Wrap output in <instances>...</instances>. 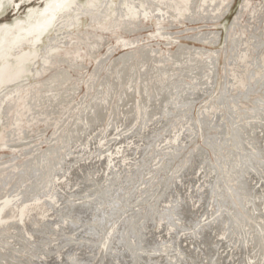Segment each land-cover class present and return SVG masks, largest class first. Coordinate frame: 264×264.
Returning a JSON list of instances; mask_svg holds the SVG:
<instances>
[{
  "label": "bare ground",
  "instance_id": "bare-ground-1",
  "mask_svg": "<svg viewBox=\"0 0 264 264\" xmlns=\"http://www.w3.org/2000/svg\"><path fill=\"white\" fill-rule=\"evenodd\" d=\"M45 1L44 9L40 12L37 22L31 26V32L34 34L32 36H34L35 41L25 38L21 42L22 47L18 46L19 48L15 49L14 55L12 54L17 62L22 61L25 56L24 49L22 48L36 45L38 34L48 29L53 21L58 20L59 22L56 25L57 29L55 31L56 35L48 40L47 45L42 48L43 51L39 50L38 52V58L42 57L43 63L40 70H32L34 71L32 76L37 79L42 77L48 66L50 67L51 63L61 56V47L67 42L63 41L65 39L63 36H66L65 34L71 31V28L75 24L79 23L81 16L88 18L91 30L100 28L102 31H105L104 27L108 26L110 28L114 27L117 31L121 29L129 30L130 26L135 22L133 21L134 23H131L129 26V23L122 21L123 18L134 19L139 12L143 15L149 14L150 17L155 15L163 17L171 12L191 14L192 10L194 11L193 8L199 5L197 3L200 0H116L114 4L113 0H86L85 7H81L77 0ZM12 2L14 0H0V16L5 11V6H10ZM200 5L201 14H199L205 15L204 17L209 18V20H220V17L226 10L224 0H201ZM15 7H18V4H14ZM242 10L244 9L242 8ZM56 12L60 13V15ZM32 14L35 15V13ZM234 24L231 27L233 32L235 31ZM22 29L24 28L21 21H16L13 26L1 27L0 40L2 39L3 32L6 33H4V37H12L15 31ZM49 32L51 31L49 30ZM232 35L231 48L229 51L226 50V47L224 48L226 55L228 52H231L228 58L230 62L228 61V67H226L228 73L225 76V82L223 81L225 84L221 82L219 92L216 89L215 91L218 93L213 92L211 95L210 91L212 93L214 86L217 57L216 49L214 51L213 49H207L209 48L207 46L214 47L216 44L215 41L213 42L210 39V36H213L211 33H200L194 40L201 44V48L179 46L178 51L169 57V60L173 61L172 67H169L168 63L166 64V58L163 60L156 58L153 50V52L140 51V59L134 60L130 54L126 53L116 63H107V60H109L111 54L114 52L113 49H108L106 55L100 58L95 65V72L97 71L98 73L101 69L106 72L105 76H101L99 79V86H101L102 90L100 89V92H95L96 95L93 99H89L91 102L88 106L85 105L86 108L83 113L76 119H74L75 117L72 119L74 120L70 125L72 128L70 131L68 130L69 132L64 135V138L62 137L63 135L61 136L63 138L62 142L59 141L60 143L55 145L54 148L49 149L47 154H38L34 160L28 163L26 161V166L17 172V174L15 172V174L7 176L5 184H7L8 188L4 192L3 197H0V243L2 245L0 264H12L11 253L22 252V250L24 254L35 255L38 253V255L42 254V257L45 256V258L55 255L54 258L50 257L52 264H264V218L261 217L264 214V191L259 189V193L255 194L253 186L258 181H264V104L261 105V100H258L255 103L257 104L255 105L257 110H253L252 108L251 111L253 112L250 111V114L246 115L247 113H244L241 116L239 112H236L237 110L235 111L234 107L230 106L231 102H236V100L234 98L230 99L228 96L235 86L239 85V80L242 78L241 75L248 76V66H252L250 61L255 66L257 65L256 68H259L261 71V74L255 81L256 85H259V89L264 93V63H262L264 57L258 53L259 49H261V43L256 41V36H251L249 39L253 49L247 50L245 49V43L241 39H238L239 36L237 37L235 32ZM242 35L241 38L243 39ZM116 42H121L124 47H135L136 44H140V42L122 39H117ZM2 49L0 48V61L6 55L5 52H2ZM136 49L139 51L138 48ZM252 51L256 52L255 55ZM239 62L247 63L243 67H240V70H237L240 66L238 65ZM117 64H121V66ZM14 73L11 75L10 63L0 64L1 126L8 125L5 122L9 120L12 110L18 104H20L19 107L21 106L20 110L23 112L22 114H25L27 111L26 107L33 100V95L31 96V94H35V90H31L22 99L16 98L15 92L18 91L16 86L20 87V84L25 82V73L21 66ZM64 73L56 74L50 80L51 83L56 84V82L68 79ZM187 78L191 80L192 84L185 82ZM40 86H38V89ZM48 86L50 85H46L45 87ZM248 87L250 88V86ZM252 88L249 91L250 93ZM136 89H138L141 99L139 98V102L134 103L133 101L130 103L131 101L128 99L135 93ZM205 94H209L210 96H208L207 104L204 106L206 108L202 109L210 116L209 120L211 119V121H208L207 118L203 119L204 116L202 117L200 113L203 120H199L197 123H201V127L199 124L198 126L200 127L201 134L203 133L204 135V145H207V148L210 146V149H213L217 165L214 166L209 161L208 153L201 148L198 151H191L181 161L180 165L172 169L170 159L179 158L180 153L178 156L175 154L177 150L183 151V148L195 138L185 133L188 131L187 128L193 125L188 124L189 126L187 125L188 127L181 129V131L179 129L174 130L168 133L169 135L165 136V138L159 136V131H162L163 128L167 129L170 126L172 128L173 123H175L174 121L177 122L176 118L182 119L180 121L185 124L189 117L184 120L186 118L184 117L185 115L182 118L180 114L182 111L185 113V109L191 108L192 104H195L197 99ZM51 96L54 97L53 95ZM62 96L61 93L60 96L57 94L54 98L47 96L48 101L44 99L42 103L46 101V105L54 109ZM127 105L129 108H126ZM217 105L226 109L225 114L223 113L227 119L226 122L223 119L224 115H219V113L217 115L216 112L213 113V108L216 110ZM122 107L126 109L120 110ZM16 110L18 112V107ZM109 111L113 118L110 120V116L108 115V121L110 120L108 124L121 121L115 133L121 129V126H125L127 123H130V130L129 132L126 130L128 133L126 136L117 135L116 139L113 140L117 143L114 146L112 142L113 148L109 153L107 152L110 150V146L105 148V143L108 141L106 137L109 134H105L106 137L103 134L102 140L104 138L105 143L99 140V144L96 141L99 134H94L97 137H95L97 143L93 142V145L95 144L97 148L96 146L93 147L101 149L103 155L98 156V159L92 158V160L88 154L89 150L85 151L87 149L86 145L91 142V138H87L88 142L85 145L83 141L88 136V131L95 127L97 123H101ZM45 114L47 115V113ZM257 116H259V122L256 121ZM15 117H17L16 122H18V115H15ZM154 117L156 119L152 121ZM243 117L248 121L244 124H238L240 120H237V118L244 121ZM252 119L254 120L251 121ZM228 123L231 127V129L229 128L230 133H226V125ZM133 126L136 129H133ZM145 126L146 129H144ZM111 129L112 126L109 130ZM189 129L192 128L189 127ZM113 130L115 129L111 131ZM194 130L195 128L192 131L194 132ZM210 130H215L213 131L215 134L209 135L208 132ZM11 131L14 130L12 129ZM91 132L95 133L93 130ZM162 139L165 140L162 141ZM137 141L140 145L137 144ZM159 142L162 145H166L168 150H166V160L159 166V173L154 174V178L157 179L160 177L159 174L162 171L166 173V170H170V173H172L169 176H172L171 178L168 176L169 178L161 181L159 183L161 186L155 187L154 190L159 196L158 198L156 197L158 199L156 200L157 203H154L156 205L152 206L149 201V204L147 203L148 205L143 207V203L146 202L145 199H150L154 196L149 197L153 185H145L142 183L144 182L142 179L146 175L148 177H152L153 175L151 172H154V170L150 166L149 160L152 161L154 159L155 153H157L160 147H157ZM78 143L79 145L82 144V146L80 145L82 147L81 153L77 150L79 145L76 147ZM74 146L76 149H74ZM95 148L93 149L94 151L90 149V151H93L92 157L101 153L97 150L94 156ZM103 148L106 149L104 150L107 154L103 152ZM72 149L77 152L79 151L80 155L77 156L78 154L74 153L77 156L74 157ZM78 157L84 158L83 163L85 165L90 164L88 167L92 164L101 165L100 168L102 169H100V173L103 172L102 179L104 183L102 185L99 184V187L98 185L97 187L94 185L92 192L89 191L92 190L90 189V184H93L96 179L93 173L97 170L95 168L93 173L87 170V174L82 175L80 180L77 179V176L73 175L78 172L73 173L76 170L71 169L70 163L77 162L78 159L75 158ZM113 162H116V164L114 165ZM81 164L79 163V167ZM90 168L92 169V166ZM195 169L201 173V184L195 188L192 187L193 189L191 188V190L187 189L190 191L186 192L184 200H181L180 197L175 200L174 198L178 197L176 193L173 194L175 197L171 196L170 198L169 195L173 193L172 185L176 186L180 182H183L186 179L184 175L187 174L186 176H188ZM58 174L64 175V177L60 178ZM57 175L59 178H56ZM187 179L189 178L187 177ZM196 179L198 180V178ZM169 180L172 181V184L167 183ZM97 181L99 182V180ZM16 185L21 187L17 192L14 189ZM256 187L257 189L259 188L258 185ZM261 189H264L263 185ZM63 191L68 194L64 196ZM81 192L86 193L83 194ZM73 194L76 197L78 195V198L79 194L83 195V199L80 198V201H82H79V205L77 203V207L74 204H70V202V205L65 204V201L70 197L68 195ZM88 194L90 197H88L89 200H86L85 196L87 197ZM163 200L169 201L166 202V206L163 209L159 206L157 208L158 203L163 202ZM205 206H207V212H205ZM156 222H159L161 227L166 230L163 232L166 234V237L161 236L164 239H169L168 242L166 241L167 243L165 242V246L161 244V238H159L160 245H158L159 241L154 242L148 232L150 227H152L151 225H154ZM252 223L256 224V227H253ZM186 228L192 232H187V235L192 234L194 238L191 239V244H185V248H183L185 250H182L180 245L182 246L183 244L184 246V243L179 244L180 241L178 242V240L181 239L180 236L182 235L180 234L186 232ZM183 230L184 232H182ZM50 231L60 235L59 241H57L56 246L51 250L42 247V236L47 235V233L50 234ZM68 234H73L76 239H82L83 243H75L74 240L76 239H72ZM175 234L179 236L176 240ZM185 234L182 237H187ZM28 242L31 246L26 249L24 245ZM74 254H77L76 258ZM41 258L37 261H34L33 258V264H41ZM43 262L42 264H44ZM47 263L50 264L48 258ZM22 264L30 263L23 262Z\"/></svg>",
  "mask_w": 264,
  "mask_h": 264
},
{
  "label": "rangeland",
  "instance_id": "rangeland-1",
  "mask_svg": "<svg viewBox=\"0 0 264 264\" xmlns=\"http://www.w3.org/2000/svg\"><path fill=\"white\" fill-rule=\"evenodd\" d=\"M77 2L81 7H85L86 0H77ZM115 2H116V0H113V4ZM45 3H46L45 0H14V2H12V4H10V6H5V11L0 16V28L4 27V26H13V24L16 21H21L23 28H24L22 30L15 31V33L12 37H8V36L4 37V35L6 33L3 32L2 39L0 40V48L1 49L3 48L2 52L6 53V55L0 61V64L6 63V62L10 63L11 75L15 74L14 72L20 66H21V68L24 69V73H25V79L24 80H25V82H22L20 84L21 85L20 87L16 86V89L18 91L15 92V97L22 99V97L26 93L31 92V90H35V92H34L35 94H33V93L31 94V96L33 95V100H31L29 103V106L26 107V109H27L26 113L22 114L23 112L20 110L21 106L19 107L20 104H18L17 105L18 112L16 110L17 107H14V109L12 110L13 114L11 113L9 120L7 122H5L8 125H2V126L0 125V135H1L0 137L2 138V139L0 138V197H3L4 192L8 188L7 184H5L7 176H11L12 174H15V172L17 174V172H19L22 168H24L29 161L34 160L38 154H42V153L47 154V151L49 149L54 148L55 145L60 143L59 141L62 142V139L65 137L64 135L67 134L70 131V129L72 128L70 126L73 123L72 121H74L72 119L74 117H75L74 119H76L78 116H80L83 113L84 109L86 108L85 105L88 106V104L91 102V100H89V99H93V97L96 95V93L100 92L102 90L101 86H99L100 85L99 79L101 78V76H105L106 72L103 69H101V71H99V69H98V71L100 72V73L98 72L99 73L98 74L97 71L95 72V69H96L95 65L100 60V58H102L106 55L108 49H113L114 52L111 54L109 60H107V63H111V64L114 62L116 63L119 60V58L126 53L130 54L134 60L140 59V57H141L140 55H141L142 51H152L153 50L154 56L156 55L155 56L156 58H158L159 60H163L164 58H166L167 59V61H165L166 64L168 63L169 67H172L173 61L171 62L169 60V57H171V55L173 56V54H175L178 51L179 46L182 45L184 47L185 46L200 47L201 44L198 42H195L194 40L200 35V33H203V34H206V33L210 34L211 33V35L213 34L214 37L210 36V39L213 42L215 41L216 44L214 47L207 46V45L206 46L209 47L207 49H210V50L213 49V51L216 49L217 57H216V62H215L216 66H215L214 86L212 88V93L210 91V95L213 94V92H216V93L219 92V90L221 88V82H222V84H225L224 83L225 82L224 81L225 76L228 73L226 67H228V64H227L228 61L230 62V59H228V58H229V55L231 52H228L226 55V53L224 52V50H225L224 48L226 47V50H228V51L231 48L230 43L232 42V39H233L232 34H234V32H235V34H237V37L239 36L238 39L239 40L241 39V41H243L245 43V49H247V50L253 49V47L251 46V43L249 42V39L251 38V36H256L257 37L256 41L261 43V49H259L258 53L264 57V14H263L264 13L263 12L264 11V0H224V3L226 4V6H225L226 10L223 12L222 16L220 17V20H218V21L217 20H209V18L204 17L205 15H200L201 14V10H200L201 9V5H200L201 0H200L197 3L199 5H196L195 6L196 8L195 7L193 8L194 11L192 10L191 14H187V13L182 14L181 12H179V13L171 12V13H168L167 16L165 15L163 17L157 16V15L150 17L149 14H144L145 16H147V17H145L143 14H141L139 12V14L136 15V18H134V19L133 18L132 19L123 18L122 21L129 23V26L131 25V23L135 22L133 25H131L132 28L130 26L129 30L121 29L120 31H117V29H115L114 27L110 28V26H108V27L103 26L105 31H102L100 28H96V29L91 30L90 29V26H91L90 21L88 20V18H86L85 16H81L79 18V23L75 24V26L73 28H71L72 30L68 31L65 34L66 36H63L65 38V39H63V41L64 42L67 41V42H66V44L62 45V47H61V50H62L60 52L61 56L58 57V59H55L53 61L54 63L52 62L50 67L48 66V68L45 70V73L43 74L42 77L37 79L34 76H32L33 72H34L32 70H40L42 68V63H43L42 57L38 58V52H39V50H42V48H44L45 45H47V42L50 38H53L54 35H56V32H55L57 29L56 25L58 24L59 21L58 20L55 22L53 21V23L51 24L53 26H51V25L49 26L50 29L49 28L45 29L44 31H41V33L38 34V36H37L38 39H37L36 45H34V46L30 45V46L22 48V49H24V53H25L24 54L25 56H24L22 61L17 62V60L13 58V55H14L13 53L15 52V49L22 47L21 42L25 38H29V39L35 41L34 36H32L34 34H33V32H31V30H32L31 26L37 22V19L39 18L40 12H42L44 9ZM14 4H18V7L14 8ZM242 8L244 10H242ZM32 13H35V15H33ZM56 13L58 15H60V13H58V12H56ZM203 14H205V13L203 12ZM179 15H181V16H179ZM255 18H257V20H255ZM193 19H195V20H193ZM213 22H215V23H213ZM234 22H235V24H234ZM100 23H102V22H100ZM120 23H121V21H120ZM233 24L235 26L234 32L231 29ZM134 28H136L137 30ZM110 29H111V31H110ZM49 30L51 32H49ZM106 30H109V31L106 32ZM28 32H30V33H28ZM242 34H244V35H242ZM215 35H216V37H215ZM241 35L243 36V39L241 38ZM117 39H122L125 41L140 42V44H136L135 47H133V46H125L124 47L121 42H118V43L116 42ZM71 40H72V42H71ZM70 42H71V44H70ZM226 42H227V44H226ZM9 44H10V46H9ZM67 45H68V47H67ZM136 48H138L139 51H137ZM63 50H65V51H63ZM137 52L138 53L140 52L139 55ZM252 53L255 55L256 52L252 51ZM261 56H260V58H261ZM199 57H196V58H199ZM57 62H58V64H57ZM170 62H171V64H170ZM239 63H238V65H240V66H239V68H237V70H240V67H243L244 65H246L247 62L245 64L241 63V62H239ZM248 63H249V59H248ZM250 63L252 64V66L250 65L251 67L248 66V64H247L248 69H249L248 76L241 75V77L243 79H245L246 82H245V80L240 78L239 85L235 86V88L231 92V94L228 95L230 99L234 98V100H236V102H234V101L231 102L230 106L234 107L235 111L237 110L236 112L237 113L239 112V115H241V116H243L244 113L245 114L247 113L246 115L250 114V111L252 108H253V110H255V109L257 110V108L255 106L257 104H255V103L258 100H261L260 101L261 105L264 104V93L261 89H259L260 88L259 85H256V81H255V79L261 74V71L259 68H256L257 65L255 66V64L253 62L250 61ZM262 63H264V61ZM117 65L121 66V64H117ZM59 73H64L68 79H66L65 81H62V82H56V84H52L50 80L56 74H59ZM185 82L187 84H192L191 80H188V78L185 79ZM40 84H41V86H40ZM46 85H50V86L45 87ZM38 86H40L39 89H38ZM217 86H218V88H217ZM248 86H250V88ZM236 87H237V89H236ZM252 87H254V88H252ZM251 88H252L253 92L251 91V93H250L249 91ZM216 89H218L217 90L218 92L215 91ZM63 90H66V91H63ZM60 93L63 96H62L61 100H59V102H57V105H56L57 108L55 107L54 109H51L50 106L46 105V103H47L46 101H48L47 98L49 96L52 97L51 95H53L55 97L57 94H59V96H60ZM42 95H44L46 98ZM210 95L205 94L204 96L197 99L195 104L194 103L192 104L191 108H189L188 110L185 109L184 110L185 113L183 111H182V113L180 112L181 113L180 116L182 118L186 117V118H184V120L188 119V117H189L187 122H185L186 126H185L184 122L180 121L182 119L178 118L179 119L178 120L176 118L177 122L174 121L175 123H173L172 128L170 126L167 129L163 128L162 131H159V136H161V138H165V136L169 135L168 133L173 132L174 130L179 129L181 131V129H184V128L188 127L189 125L194 126V127L189 126L192 129H189V127L187 128L188 131L191 130L190 131L191 133L188 131L185 132V133L192 135L193 138L195 137L191 141L192 145H191V143L188 144L189 146L186 145L183 148V151L180 150L181 152L179 150H177V152L175 154H176V156H178L180 153V155L178 156L179 158L175 157L173 159L172 158L170 159V166L172 164V166H171L172 169H174L175 167L180 165L181 161L183 159H185L191 151H193V150L198 151L201 148L208 153L207 155H208V159H210L209 161L214 166L217 165L216 159H215L216 156L214 155V152L212 151L213 149L212 148L210 149L209 145H208L209 146L208 148H207V145H204V137H203L204 135H203V133L201 134V131H200L201 123H199V122L197 123V121L203 120L204 118L205 119L207 118L208 121H211V119L209 120L210 116L207 113H205L204 109H202V108H206L204 106L207 104L206 103L208 101L207 98ZM249 95H251V96H249ZM39 97H41V98L39 99ZM54 97H52V98H54ZM139 98H140V94H139L138 89H136L135 93L128 100L131 101L130 103H132L133 101H134V103H136V102L140 101L141 98L140 99ZM44 99H46V101H45V103H42V101H44ZM130 103H129V106H130ZM217 107H218V109H217ZM217 107H216V110H215V108H213V111H214L213 113L216 112L217 115L219 113V115L223 116L225 114L226 109H224L223 107L221 108V106H219V105H217ZM126 108H129L128 105L126 106ZM126 108L122 107V109L120 108V110H123V109L125 110ZM260 109H261V107H260ZM120 110H119V112H120ZM15 111H16V113H15ZM43 111H45V112H43ZM187 112L189 113L188 116H187V114H188ZM251 112H253V111H251ZM256 112H258V111H256ZM45 113H47V115ZM53 113H54V115H53ZM200 113H201L202 117L204 116L203 119L200 116ZM220 113H222V114H220ZM14 114L16 116L18 115V117H19L18 122H16L17 117H15ZM204 114L205 115L207 114V115L205 116ZM108 115L110 116L109 117L110 120H111V118H113L112 115L110 114V111L107 112L106 117L101 121V123L100 122L97 123L95 127L91 128L88 131V133H87L88 136H86L85 141H83V142H85L84 143V145H85L88 142V139L91 138L90 139L91 142H89L86 145L87 146L86 147L87 149L85 148L86 152L88 150L90 151V149L93 150L95 148L93 146H96L95 144L97 142L99 144V142H100L99 140H101V142H103L105 140L104 138L102 140L103 134L105 137L107 134H109V135H107L108 137H106V138L110 142L107 141L108 143L107 142L105 143V141H104L105 148H108L110 146L109 147L110 150L108 149L109 151L107 150L108 151L107 153H109L111 151V149L113 148V143H114V146L117 143V142L113 141L116 139L117 135H121V136H126V134L128 135L127 132H129V130H130L129 128L131 127L130 123L129 124L127 123V125H125L126 127L124 125L121 126V129L117 133H115L117 131V127L121 121L119 120L118 123H117V121H115L113 123L114 125L112 123L108 124L110 122V120L108 121ZM183 115H185V116L183 117ZM253 116H254V114H253ZM244 117H246V116H244ZM249 117H250V115H249ZM258 117L259 116H257V119H256L257 122L260 121L258 119ZM153 119L155 121L156 117L152 118V121H153ZM223 119L226 122L227 119H226L225 115H224ZM245 119L246 118H244V121H243V119L237 118V120H240L239 123L238 122L237 123L238 124H240V123L244 124L245 122L248 121ZM253 120L254 119H252L251 121H253ZM191 121L194 123L192 124ZM189 122H191V123H189ZM195 122H196V124H195ZM17 123H18V125H17ZM11 124H12V126H11ZM198 124L200 125V127L198 126ZM108 125L109 126L111 125L112 129H115V130H113V131H111L112 129L109 130L111 128V126L109 127ZM100 126H101V128H100ZM10 127H11V130L13 129L14 131H11ZM122 128H124V129H122ZM137 128H138V126H137ZM194 128H195L194 132L197 131L195 133L192 131ZM205 128H207V127H205ZM229 128L231 129V127L228 123L226 125V133L229 132V130H230ZM133 129H136V128L134 127ZM144 129H146V126L144 127ZM92 130L95 133L91 132ZM101 130H103V131H101ZM126 130H127V132H126ZM213 131H215V130H212V131L210 130V132H208L209 135L215 134V132H213ZM12 132H13V135H12ZM110 132H111V134H110ZM119 132H120V134H119ZM96 133H98L99 135H97ZM94 134H96L98 136V138ZM195 134H196V136H195ZM200 135L202 136L203 139L201 138ZM92 136H93V138H92ZM95 137L97 138V140ZM164 140L165 139H162V141H164ZM83 142H82V144H83ZM93 142L95 143L94 145H93ZM90 143H91L92 147L90 146ZM82 144H80V145L82 146ZM137 144H139L138 141H137ZM158 144H157L158 145L157 147H159V146L160 147H159V150L157 151V153H155V157L153 156L154 159L152 161L149 160V162L151 163L150 166L153 167L152 169L154 170V172H151L152 171L151 169H150L151 171H149V172L153 173V175H152L153 178L148 177L146 175V176H144L145 178L143 177V179H142V181L144 180V182L141 181L145 185H147V184L153 185L152 186L153 189L151 188V191H150L151 195L149 196V197H151L152 195H154L151 197L153 201L151 200V198L145 199L146 202L143 203V205H144L143 207L147 206L149 204V201L152 204V206L156 205L154 203H157L156 200H158V199H156V197L158 198L159 196H158V193L154 190L155 187L157 188V187L161 186V185H159V183L161 181H164L169 177L171 178V176H172V175L169 176V174H171L172 172L170 173V170H166V173H165V171H162L159 174L160 177H158L157 179L154 178V174L159 173V166H161L164 163V161L166 160V157H167L166 150H168V147L166 145H162V144H160V142ZM78 145H79V143L76 145V147H78ZM80 145H79L77 150H79L81 153L82 147ZM76 147L74 146V149H76ZM96 148H97V146H96ZM96 148H95L94 156L96 155L97 150L99 153L100 152L102 153L101 149L99 150ZM105 148H103L104 153H106ZM210 150L212 151V153ZM79 151L77 152L76 150L74 151L72 149L74 157L77 154H78L77 156L80 155ZM89 151H88V154H89V156H91V159L92 158L98 159V156L103 155V153L102 154L100 153V154L96 155L95 157H92L94 150L90 151L92 154ZM74 153H76V155ZM148 154H150V153H148ZM80 158L81 157L75 158V159H78V161L80 160L79 162L75 161L73 163H70V167H72L71 169L76 170V172H73V173L75 174L78 172L77 174H75L73 176H75V177L77 176V179L80 180L82 178V175L84 176L88 172L93 173V170L96 168L97 171L95 170L96 172L93 173V174H95V178H96V179L94 178L95 183L93 182V184H90V189H92V190H89V191L92 192L94 189L92 187H94V185H96L95 187H97V185L99 187V184L102 185V183H104V181L102 179V173L103 172L100 173L101 172L100 169H102V168H100L101 165L99 164L97 166L95 164L94 165L92 164L91 165L92 169H91L90 168L91 166L88 167V165H90V164L85 165L83 163L85 159L84 158L80 159ZM26 161H27V163H26ZM79 163L80 164L83 163L81 165L86 166L87 169L84 166L81 167V165H80V167H81L80 168ZM113 164L115 165L116 162H113ZM98 167H99V169H98ZM81 169H82V171L84 170V172H82ZM196 169H195V171L188 174V176H186L187 174L185 173L186 175H184V176L186 179L183 182H180L181 184L179 183L176 186L172 185L171 188L173 189V191H172L173 193H172V195H169L170 198H171V196L175 197V195H173V194L176 193L178 195V197L174 198L175 200H177L179 197L181 198V200H184V198L186 197V195H185L186 192H189L192 187L195 188L199 184H201V173L197 172ZM87 170H88V172H87ZM97 172L101 175V177ZM80 173H82V174H80ZM60 174L62 175V173H60ZM60 174H58L60 178L64 177V175L61 176ZM58 175L56 176V178H59ZM161 176H162V178H161ZM189 176L191 177V179ZM78 177H80V178H78ZM187 177L189 179H187ZM194 177L198 178V180ZM161 179H163V180H161ZM97 180H99V182ZM75 181H77V180H75ZM167 183L172 184V181L169 180V181H167ZM187 183H189V184H187ZM191 184H192V186H191ZM256 184L259 187L258 189L256 187L257 186ZM256 184H253L255 194H258L260 190L264 191V189H261L262 185L264 187V181H261V182L258 181ZM179 185H180V187H179ZM188 186H189V188H188ZM14 189L17 192L21 189V187L19 185H16ZM187 189H190V190H187ZM183 190H184V192H183ZM61 193H62V191H61ZM81 193L84 194L86 192H81ZM63 194H64V196H66V194H68V193H64V191H63ZM68 197H69V199H68L69 201L68 200L65 201V204H67V205L74 204L75 207H77L79 205L80 198L83 199L82 194H79V198H78V195L76 197L75 194L68 195ZM88 197H90L89 194L87 195V197L85 196V198H87L86 200H89ZM85 198H84V200H85ZM76 199H78V200H76ZM168 201L163 200V202L158 203L157 208L159 206L163 209V207L166 206L165 205L166 202H168ZM69 202H70V204H69ZM77 203H78V205H77ZM206 208H207V206H205L204 209H206ZM205 212H207V209ZM243 216H244V214H243ZM261 217L264 218V214H262ZM201 220H202V218L199 221L200 223H201ZM252 224H250V225H252ZM151 226L152 227H150V229H149L150 231L148 230V232L150 233L153 241L154 242L159 241L158 245H160V243L162 242L161 244H163V246H165V244L169 240L167 238L164 239L166 237V234L163 232H165L166 230L161 227L159 222L158 223L156 222V223H154V225H151ZM252 226L256 227V224H253ZM166 228H168V227L166 226ZM106 230H108V229H106ZM161 231H162L163 235L161 234ZM177 232H180V231H177ZM182 232H184V230ZM187 232L192 233L189 231V229L186 228V232L181 233L180 235L184 236V234L186 233L185 234V236H186ZM49 233L50 234L47 233L48 236L47 235L42 236L43 237L42 247L51 250L56 246L57 241H59V239H60V235L57 234L56 232H53V231H50ZM68 235L70 237H72V239H76V237L73 236V234H68ZM158 235H160V236H158ZM153 236L154 237L157 236V238L154 239ZM161 236L164 238H162ZM182 236H180L181 239L178 240V242L180 241L179 244H181L182 242L184 243V246L182 244V246L180 245V247H182V250H185V249H183V248H185V244L190 245L192 242L191 239H193L194 236H192V234H188L187 237H182ZM174 237L176 240V238L179 236L175 234ZM188 237H189V239H187ZM159 238H161L163 241L161 240V242H160ZM184 239L187 241L185 242ZM74 241H75V243H77V242L83 243L82 239H76ZM175 243H176V241H175ZM29 246H31V244L28 242L27 244L24 245V248L27 249ZM1 247H2V245L0 243V250L2 249ZM21 248H23V247H21ZM235 249H236V247H235ZM76 255L77 254H74V257ZM54 256L55 255L47 257L49 259L50 264H52V262H50V257L54 258ZM78 256H81V255H78ZM41 257H42V254L38 255V253H36L35 255L34 254L28 255V254H24L23 250H22V252L17 251L15 253L14 252L11 253V260H13L11 263L12 264H22L24 262V263H30V264L32 263L33 264V262H32L33 258H34V261L35 260L37 261L38 259L40 260ZM155 257H157V256L155 255ZM42 258H41V264L43 261H44L43 262L44 264L45 263L48 264L47 258H45V256ZM53 258H52V260H53ZM22 260H24V261L22 262ZM55 260H57V259H55ZM8 264H10V263H8Z\"/></svg>",
  "mask_w": 264,
  "mask_h": 264
}]
</instances>
